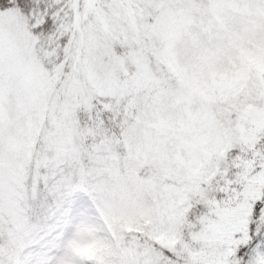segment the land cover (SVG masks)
<instances>
[{"label":"snow or ice","instance_id":"obj_1","mask_svg":"<svg viewBox=\"0 0 264 264\" xmlns=\"http://www.w3.org/2000/svg\"><path fill=\"white\" fill-rule=\"evenodd\" d=\"M0 264H264V0H0Z\"/></svg>","mask_w":264,"mask_h":264}]
</instances>
